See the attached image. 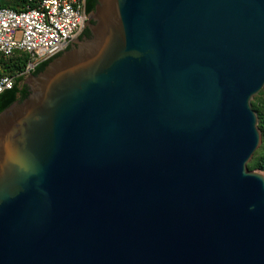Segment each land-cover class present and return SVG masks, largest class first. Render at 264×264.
<instances>
[{"label":"water","instance_id":"1","mask_svg":"<svg viewBox=\"0 0 264 264\" xmlns=\"http://www.w3.org/2000/svg\"><path fill=\"white\" fill-rule=\"evenodd\" d=\"M0 94V264H264V0H85Z\"/></svg>","mask_w":264,"mask_h":264},{"label":"built area","instance_id":"2","mask_svg":"<svg viewBox=\"0 0 264 264\" xmlns=\"http://www.w3.org/2000/svg\"><path fill=\"white\" fill-rule=\"evenodd\" d=\"M27 0L21 8L0 3V59L25 56L21 70L0 75V92L77 38L88 20L85 0Z\"/></svg>","mask_w":264,"mask_h":264},{"label":"trees","instance_id":"3","mask_svg":"<svg viewBox=\"0 0 264 264\" xmlns=\"http://www.w3.org/2000/svg\"><path fill=\"white\" fill-rule=\"evenodd\" d=\"M26 2H27V0H23L20 5H15V4H10V3H5L3 1L1 2V0H0V3L2 5L10 6V7L15 8V9L23 7ZM32 5H35V0L32 3ZM25 59H26L25 56H13V57H10L8 59H0V75L3 73L12 72L14 70H21L24 67ZM34 72H35V70H34ZM15 84H16V82H15ZM23 86H24V83L22 82V79H21L20 81H18L17 88L20 91H22ZM8 89H10V88H8ZM2 92H0V94ZM261 101H264V87L253 97V101H251V106L256 111L257 116H258V127H259V129H260V131L264 137V109L261 105ZM247 167H248V169L257 168V169L264 171V139H262L261 144L253 152L250 160L247 163Z\"/></svg>","mask_w":264,"mask_h":264},{"label":"rangeland","instance_id":"4","mask_svg":"<svg viewBox=\"0 0 264 264\" xmlns=\"http://www.w3.org/2000/svg\"><path fill=\"white\" fill-rule=\"evenodd\" d=\"M5 2V3H10V4H15V5H20L21 3H22V1L23 0H1V2ZM25 80V79H24ZM264 87V86H263ZM255 96V95H254ZM253 96V97H254ZM251 101H253V98L251 99ZM261 105H262V107H263V109H264V101H261ZM260 130V129H259ZM261 132V131H260ZM262 139H264V137H263V135H262V133H261V142H262ZM261 142H260V144H261ZM255 169H257V168H255ZM260 170V169H259Z\"/></svg>","mask_w":264,"mask_h":264},{"label":"flooded vegetation","instance_id":"5","mask_svg":"<svg viewBox=\"0 0 264 264\" xmlns=\"http://www.w3.org/2000/svg\"><path fill=\"white\" fill-rule=\"evenodd\" d=\"M89 20H91V16L88 17V20H87V21H89ZM82 31H83V30H82ZM82 31H81V33H82ZM81 33H80V34H81ZM80 34H79V35H80ZM79 35H78V36H79ZM78 36H77V37H78Z\"/></svg>","mask_w":264,"mask_h":264}]
</instances>
